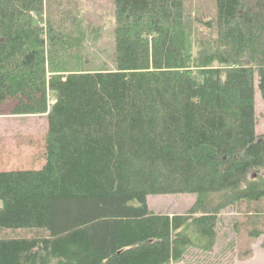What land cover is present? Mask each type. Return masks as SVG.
<instances>
[{
	"label": "trees",
	"instance_id": "obj_1",
	"mask_svg": "<svg viewBox=\"0 0 264 264\" xmlns=\"http://www.w3.org/2000/svg\"><path fill=\"white\" fill-rule=\"evenodd\" d=\"M48 2L45 25V0H0V104L48 119L42 167L0 170V229L33 231L0 264L181 262L230 207L264 236V0H115L114 68L86 58L79 1ZM178 193L184 213L149 206Z\"/></svg>",
	"mask_w": 264,
	"mask_h": 264
},
{
	"label": "rangeland",
	"instance_id": "obj_2",
	"mask_svg": "<svg viewBox=\"0 0 264 264\" xmlns=\"http://www.w3.org/2000/svg\"><path fill=\"white\" fill-rule=\"evenodd\" d=\"M46 1L43 22H47L54 11ZM77 12L69 17H78L82 25L77 29L84 32L83 50L92 65L114 68L115 48V0H78ZM194 7L203 8L209 0H190ZM68 16H57V19ZM85 58V59H86ZM256 132H264V99L255 86ZM14 102L0 104V170L40 168L45 163L48 119L46 115H17L12 113ZM196 194H151L148 203L158 213H184L196 201ZM3 202L0 200V206ZM237 222V223H236ZM247 215L236 207H230L221 214L218 225V239L214 249L205 253L192 250L184 261L171 264H264L263 238L250 242L245 233L237 230L246 227ZM238 228V229H237ZM29 228H1L2 236L31 235ZM236 239V241H235Z\"/></svg>",
	"mask_w": 264,
	"mask_h": 264
},
{
	"label": "water",
	"instance_id": "obj_3",
	"mask_svg": "<svg viewBox=\"0 0 264 264\" xmlns=\"http://www.w3.org/2000/svg\"><path fill=\"white\" fill-rule=\"evenodd\" d=\"M247 62H249V60L247 59Z\"/></svg>",
	"mask_w": 264,
	"mask_h": 264
}]
</instances>
